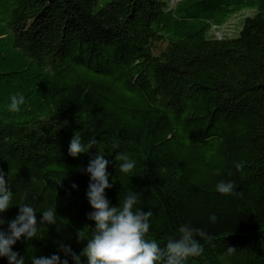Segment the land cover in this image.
I'll use <instances>...</instances> for the list:
<instances>
[{
    "label": "trees",
    "instance_id": "obj_1",
    "mask_svg": "<svg viewBox=\"0 0 264 264\" xmlns=\"http://www.w3.org/2000/svg\"><path fill=\"white\" fill-rule=\"evenodd\" d=\"M247 11L235 37L219 36ZM75 134L98 144L73 157ZM100 151L110 204L137 193L161 247L190 225L211 240L197 237L204 252L186 264H264V0H0V168L13 193L3 228L24 192L38 221L49 207L57 221L13 246L25 264L63 260L58 242L86 246L84 170ZM118 153L136 162L130 173Z\"/></svg>",
    "mask_w": 264,
    "mask_h": 264
},
{
    "label": "clouds",
    "instance_id": "obj_2",
    "mask_svg": "<svg viewBox=\"0 0 264 264\" xmlns=\"http://www.w3.org/2000/svg\"><path fill=\"white\" fill-rule=\"evenodd\" d=\"M23 103L22 94L11 96L9 111L18 112ZM97 144L98 141L93 138L84 145L81 137L75 134L70 140L68 152L69 155L76 157ZM118 147V144H113V148ZM115 159L123 161L120 165V171L123 173H130L135 167L136 162L126 153H118ZM108 163L100 151L84 170L90 174L86 195L93 209L87 213V217L95 222L90 239L86 238L83 231L77 233L78 242L87 240L86 246L77 254L69 245L58 242V251L65 254L63 260L58 254L50 257L33 256L32 264H68L69 255L75 264H81L82 256L87 257V264H186L189 258L203 254L204 248L197 237L205 240H211V237L204 230L190 225H181L178 229L179 237L168 239L163 247L155 239L149 238L150 218L153 212L151 210L145 212L138 207L140 201L137 193L129 192L119 207L111 205L105 191L114 186L109 183ZM235 167L239 171L242 166L237 163ZM5 175L0 168V214L5 213L13 205V193L8 187ZM72 188H77V185L73 184ZM216 190L222 195H235L236 185L232 181H220L216 185ZM28 196V192L20 196V203L17 204L18 214L14 219L7 221V230L3 228L6 219L0 215V257L7 258L8 264H25L24 256L13 250L17 241L22 238L26 240L37 238L41 225H52L57 222L56 211L51 207L41 212L42 217L38 221L36 209L26 202ZM209 219L215 223L217 217L213 214ZM235 250V247L229 246L227 252L232 254Z\"/></svg>",
    "mask_w": 264,
    "mask_h": 264
},
{
    "label": "rangeland",
    "instance_id": "obj_3",
    "mask_svg": "<svg viewBox=\"0 0 264 264\" xmlns=\"http://www.w3.org/2000/svg\"><path fill=\"white\" fill-rule=\"evenodd\" d=\"M107 1L108 0H98V5H104ZM250 14L251 13L247 11L240 15L234 16L225 26L218 30L219 36L235 37L241 27L242 19Z\"/></svg>",
    "mask_w": 264,
    "mask_h": 264
}]
</instances>
